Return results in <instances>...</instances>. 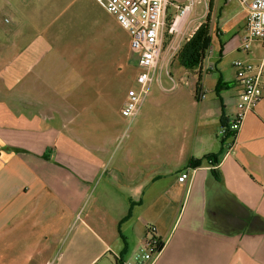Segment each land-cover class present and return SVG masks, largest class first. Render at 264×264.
<instances>
[{
  "label": "crops",
  "instance_id": "obj_1",
  "mask_svg": "<svg viewBox=\"0 0 264 264\" xmlns=\"http://www.w3.org/2000/svg\"><path fill=\"white\" fill-rule=\"evenodd\" d=\"M81 1L0 0V264H133L148 228L154 264H264V96L233 143L218 135L240 92L232 61L262 57L240 46L241 8L213 56L174 57V82L161 71L126 119L129 35Z\"/></svg>",
  "mask_w": 264,
  "mask_h": 264
},
{
  "label": "built area",
  "instance_id": "obj_2",
  "mask_svg": "<svg viewBox=\"0 0 264 264\" xmlns=\"http://www.w3.org/2000/svg\"><path fill=\"white\" fill-rule=\"evenodd\" d=\"M94 1L129 35V48L135 57L139 72L135 77L136 88L129 91L120 113L126 119H133L139 113L152 82L155 78H159L161 71H164L174 82L168 67L183 42L178 32L180 31L178 24L190 14L194 0H185L168 27V0ZM237 1L245 14L244 35L240 46L249 53L252 42L256 41L262 49V57L256 62L240 59L232 61L240 92L236 112L228 127L233 133L229 138L231 143L234 142L246 114L252 111L264 96V0ZM0 21L4 25L11 22L10 17L5 15L1 7ZM208 52L209 49L207 55ZM226 131L227 128L221 127L218 135L222 137ZM186 176L182 174L181 179ZM147 234L146 245L136 256L133 264H154L162 252L164 244L155 236L154 231L148 228Z\"/></svg>",
  "mask_w": 264,
  "mask_h": 264
},
{
  "label": "rangeland",
  "instance_id": "obj_3",
  "mask_svg": "<svg viewBox=\"0 0 264 264\" xmlns=\"http://www.w3.org/2000/svg\"><path fill=\"white\" fill-rule=\"evenodd\" d=\"M67 0H60L58 5H65ZM73 1V0H71ZM209 1L210 0H194V6L188 15V17L183 21L181 20L178 24L179 29L181 28V37L185 40V38L192 32V30L198 26L199 23H202L205 21L206 14L209 12L208 6H209ZM83 7L87 10H92V12H95V5L93 4V1H88V0H82L81 1ZM185 3V0H169L167 3V9L168 13L167 16L170 17L172 23L173 19L175 16L178 14V9ZM169 4V5H168ZM172 4V5H170ZM177 4V5H176ZM237 0H212L211 2V10L209 12V17H210V29H211V34L214 32L216 24L220 27V29L228 28L230 23H232L231 20H227L229 16H227L226 12L231 11V12H236L240 8L238 5ZM57 5V6H58ZM175 5V7H172ZM238 5V6H237ZM177 6V7H176ZM98 7V6H97ZM172 8V10H169ZM97 10H101L99 7ZM243 15L245 16L244 12L241 11ZM227 16V17H226ZM85 17L82 14H78L77 17L73 20L72 24L73 25H79L81 24V27H84L86 21ZM122 37L119 35V38ZM229 35H225L223 38L227 39ZM216 45L217 41L215 38H212V42L210 45V50H209V55L210 57L213 56L215 50H216ZM63 244L59 245L58 248L56 249V254H59L63 250Z\"/></svg>",
  "mask_w": 264,
  "mask_h": 264
},
{
  "label": "trees",
  "instance_id": "obj_4",
  "mask_svg": "<svg viewBox=\"0 0 264 264\" xmlns=\"http://www.w3.org/2000/svg\"><path fill=\"white\" fill-rule=\"evenodd\" d=\"M211 2L209 1L208 10H211ZM209 12L206 14L205 21L202 22L194 33L186 40L181 48L179 49L176 59L178 64L188 70H194L205 59L207 55V50L209 49L212 41V34L210 29V17ZM170 17L167 16V27L170 25ZM217 29H215L214 33H216ZM221 127L227 128V131L224 136L220 138L222 146L227 147V144H224L225 140L233 136V133L229 130V124L226 121H222ZM213 162H216V159L210 157ZM121 264V262H118Z\"/></svg>",
  "mask_w": 264,
  "mask_h": 264
},
{
  "label": "bare ground",
  "instance_id": "obj_5",
  "mask_svg": "<svg viewBox=\"0 0 264 264\" xmlns=\"http://www.w3.org/2000/svg\"><path fill=\"white\" fill-rule=\"evenodd\" d=\"M177 24H178V22H177Z\"/></svg>",
  "mask_w": 264,
  "mask_h": 264
}]
</instances>
